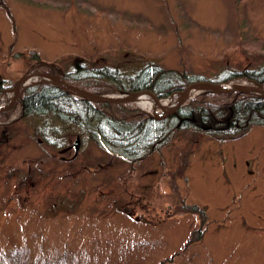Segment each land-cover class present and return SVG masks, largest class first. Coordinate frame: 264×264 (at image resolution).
<instances>
[{
	"label": "rangeland",
	"instance_id": "374dc122",
	"mask_svg": "<svg viewBox=\"0 0 264 264\" xmlns=\"http://www.w3.org/2000/svg\"><path fill=\"white\" fill-rule=\"evenodd\" d=\"M147 61L210 82L264 64V0H0V107L25 73L129 76ZM243 82L256 84H220ZM191 89L186 102L208 88ZM45 120L17 104L0 114V264H264V127L221 141L180 132L130 163L76 133L46 140Z\"/></svg>",
	"mask_w": 264,
	"mask_h": 264
},
{
	"label": "trees",
	"instance_id": "16d2710c",
	"mask_svg": "<svg viewBox=\"0 0 264 264\" xmlns=\"http://www.w3.org/2000/svg\"><path fill=\"white\" fill-rule=\"evenodd\" d=\"M30 55L42 61L38 53L32 51ZM51 66L48 63L50 69L53 68ZM74 68L62 73L63 78L97 94L107 93L108 90L134 92L149 89L157 97H165L202 78L199 73L162 68L153 61H147L129 76L110 66L82 68L77 64ZM237 77L264 85V64L243 68L242 71L225 67L213 82ZM86 78L88 81L82 82ZM103 84L108 88L103 89ZM5 88L6 81L0 76V94ZM17 105L21 107L23 118L46 119L44 124L37 126V132L46 140L59 134L76 133L80 140L90 141L110 156L130 163L143 160L151 152L160 150L180 132L191 131L190 140L198 134L221 141L244 135L253 127H264V98L238 90L225 93L204 89L175 112L160 118L148 115L139 107L129 110L127 103L76 99L60 87L47 83H32L25 87ZM117 110L121 113L115 114ZM45 143L50 145L49 142ZM190 209L197 212L200 224H203L204 209L195 205ZM200 236L201 232H191L182 248Z\"/></svg>",
	"mask_w": 264,
	"mask_h": 264
},
{
	"label": "water",
	"instance_id": "95a60500",
	"mask_svg": "<svg viewBox=\"0 0 264 264\" xmlns=\"http://www.w3.org/2000/svg\"><path fill=\"white\" fill-rule=\"evenodd\" d=\"M33 76H42V78L41 79H36L33 82H29V83L23 85V81L24 80H27L28 78L33 77ZM44 78H49V79H51L53 81L59 80V83L56 82V84L61 89L66 91L67 93H69L71 95L78 96L79 98L87 99V100H91V101H106V102L127 103V102L135 101V99L138 97V95L140 93L146 92L155 100V102L160 103V98L157 97L149 89L137 90V91H134L132 93L121 92V94H123V95H130V96H128V97L121 96L120 98H117V97H114L113 95L97 94V93H94V92L79 88V87H77L75 85L67 83L62 78V76L58 75V74H51V73L36 71V72H32V73H25V74H23L22 76H20L16 80L14 86L12 87L14 95L11 98L10 103L8 105H6L3 108H0V112L6 111V110H9L10 108H12L17 103V100L19 99L22 90L27 85H30L31 83H34V82H37V83L38 82H47V79H44ZM194 86H202V87H206V88L218 91V92H225V93H228V92H231V91H234V90H239V91H250V92H255V93H259V94H264V87L259 85V84L240 83V84H237V85H234L232 87H228L227 88V87H224L223 85H221L219 83H215V82L195 81V82H192V83L186 85L179 92L178 98L176 99L172 109H170V110H162L163 111L162 116H165V115H168L170 113L175 112L177 110V108L184 103L185 97L188 95V91ZM78 143H79V139L76 138L75 141H74L75 150H77V148H78Z\"/></svg>",
	"mask_w": 264,
	"mask_h": 264
},
{
	"label": "bare ground",
	"instance_id": "6f19581e",
	"mask_svg": "<svg viewBox=\"0 0 264 264\" xmlns=\"http://www.w3.org/2000/svg\"><path fill=\"white\" fill-rule=\"evenodd\" d=\"M38 79V76H33L28 78L27 80L23 81V85L27 84L29 82H31L34 79ZM189 92H193V89H190L188 91ZM114 97L120 98L121 96L123 97H128L130 95H123V94H115L113 95ZM135 102L137 103V105L144 109L145 111H147L148 113H153V111L155 110V108L159 107L160 110H170L172 108V106L168 107L169 104V100L166 99L165 101H160V103L155 102V100L146 92H142L138 95V97L135 99Z\"/></svg>",
	"mask_w": 264,
	"mask_h": 264
}]
</instances>
